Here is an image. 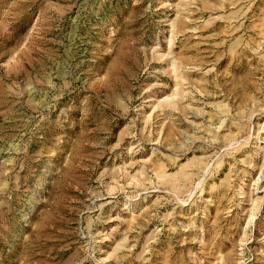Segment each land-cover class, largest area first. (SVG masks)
Masks as SVG:
<instances>
[{
  "label": "rangeland",
  "instance_id": "rangeland-1",
  "mask_svg": "<svg viewBox=\"0 0 264 264\" xmlns=\"http://www.w3.org/2000/svg\"><path fill=\"white\" fill-rule=\"evenodd\" d=\"M0 264H264V0H0Z\"/></svg>",
  "mask_w": 264,
  "mask_h": 264
}]
</instances>
